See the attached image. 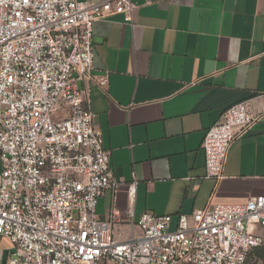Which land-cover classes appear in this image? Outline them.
<instances>
[{
    "label": "built area",
    "instance_id": "1",
    "mask_svg": "<svg viewBox=\"0 0 264 264\" xmlns=\"http://www.w3.org/2000/svg\"><path fill=\"white\" fill-rule=\"evenodd\" d=\"M134 0H0V235L6 264H264V195L242 204L212 201L191 214L143 213L140 230L116 234L117 212L102 219L99 199L122 183L95 124L89 87L97 76L93 25L123 15ZM259 106L255 107L254 102ZM264 118V93L226 109L207 129L206 179L215 190L234 142ZM136 182L130 186L133 191Z\"/></svg>",
    "mask_w": 264,
    "mask_h": 264
},
{
    "label": "crops",
    "instance_id": "2",
    "mask_svg": "<svg viewBox=\"0 0 264 264\" xmlns=\"http://www.w3.org/2000/svg\"><path fill=\"white\" fill-rule=\"evenodd\" d=\"M134 1L133 25L121 14L93 25L94 74L108 73L107 88L78 82L89 87L122 183L97 204L102 219L117 212L120 240L140 233L134 224L145 212L171 215L176 226L180 214L211 201L242 204L264 195V118L234 142L216 190L205 178L202 148L226 109L264 93V0ZM11 253L10 239L0 235V264Z\"/></svg>",
    "mask_w": 264,
    "mask_h": 264
},
{
    "label": "trees",
    "instance_id": "3",
    "mask_svg": "<svg viewBox=\"0 0 264 264\" xmlns=\"http://www.w3.org/2000/svg\"><path fill=\"white\" fill-rule=\"evenodd\" d=\"M253 255L257 258H263L264 259V248H257L254 252Z\"/></svg>",
    "mask_w": 264,
    "mask_h": 264
}]
</instances>
